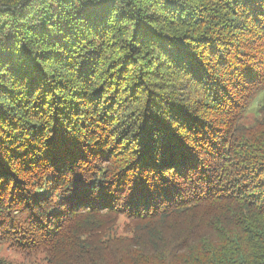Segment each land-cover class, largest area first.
<instances>
[{
  "label": "trees",
  "instance_id": "1",
  "mask_svg": "<svg viewBox=\"0 0 264 264\" xmlns=\"http://www.w3.org/2000/svg\"><path fill=\"white\" fill-rule=\"evenodd\" d=\"M262 89L264 0H0V244L264 264Z\"/></svg>",
  "mask_w": 264,
  "mask_h": 264
},
{
  "label": "rangeland",
  "instance_id": "2",
  "mask_svg": "<svg viewBox=\"0 0 264 264\" xmlns=\"http://www.w3.org/2000/svg\"><path fill=\"white\" fill-rule=\"evenodd\" d=\"M264 100V89L258 92V95L255 97L254 101L250 104L247 111L244 114L243 120L251 122L255 115L257 114V106L260 102ZM0 257L6 258L11 261L13 264H37L32 259H28L25 256L15 252L7 244H0Z\"/></svg>",
  "mask_w": 264,
  "mask_h": 264
}]
</instances>
